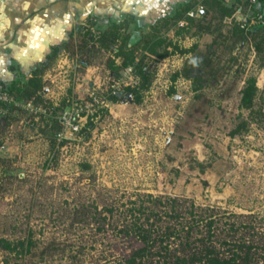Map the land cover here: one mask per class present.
Masks as SVG:
<instances>
[{
  "label": "rangeland",
  "instance_id": "obj_1",
  "mask_svg": "<svg viewBox=\"0 0 264 264\" xmlns=\"http://www.w3.org/2000/svg\"><path fill=\"white\" fill-rule=\"evenodd\" d=\"M170 35L180 50L151 58L155 81L141 104L123 96L124 86L111 100L105 54L79 69V80L74 67L61 66L64 83H46L47 101L57 108L66 101L58 117L71 108L69 96L84 107L93 91L106 99L80 133L58 135L53 148L40 132L42 117L26 110L12 126L0 123V241L34 242L28 255L0 244V264H119L141 245L124 231L148 219L160 235L178 234L156 245L150 264H178L202 240L223 248L225 240L264 234V123L230 136L250 77L264 106V54L256 51L264 36ZM192 57L203 60L194 70L203 78L199 92L189 80H172ZM90 67L96 83L84 78Z\"/></svg>",
  "mask_w": 264,
  "mask_h": 264
},
{
  "label": "trees",
  "instance_id": "obj_2",
  "mask_svg": "<svg viewBox=\"0 0 264 264\" xmlns=\"http://www.w3.org/2000/svg\"><path fill=\"white\" fill-rule=\"evenodd\" d=\"M260 2L264 4V0H259ZM238 3H241V1ZM197 5L196 2L179 5L171 17L157 21L148 33H143L140 28L131 32V23L135 22L133 19L121 21L120 23L114 21L105 31L96 30L95 22L90 21L87 26L78 28L67 43L53 49L47 60L34 68L32 77L29 80L5 85L6 90L16 103L33 102L35 106L48 110L49 116H35L42 117L44 127L40 132L48 140L50 146L54 148L58 141V135L63 130L62 122L57 113L63 110L67 104L65 101L62 103L61 108H57L53 103L47 101L44 77L48 71L54 68L62 53L67 54L73 60L83 61L90 66L94 64V60L99 55L106 54L110 56L106 66L112 74L111 78L114 82L122 78L127 68L133 67L137 76L141 78L140 86L136 88L126 87L123 96L125 98L131 96L135 104H141L144 93L151 89L155 81L156 73L149 62L151 58L167 59L180 50L177 43L167 36L169 31L176 30L175 35L178 38L191 31H194V35L218 32L219 37L224 35L225 38L241 36L242 40H248L249 37L253 36L255 41L257 38L264 36V26L245 30L237 21L227 23L226 20L235 13V6H226L223 0H204L201 3L202 13L200 17H189L188 14L195 10ZM252 11L255 14L264 16L259 5L253 6ZM183 21L185 25L181 26L180 23ZM225 28H228L227 31ZM93 29L98 32V35L93 32ZM216 42L215 40L214 44ZM170 48L173 51H170ZM256 51L258 56L264 54L263 40L257 43ZM182 52L192 53L194 49ZM202 65L203 60L200 58H188L184 68L173 75V82H177L181 78L189 80L193 84V91L199 92L204 88L203 78L194 76V70L201 69ZM174 92L175 90L172 89L170 93ZM108 95L113 102H118V95H113L112 91ZM69 100L71 99H68V103ZM4 110L5 113L0 115V123H5L7 127L19 122L21 120L20 116L27 112L14 104L5 106ZM240 110L239 123L230 132L232 138L248 133L253 123L259 126L264 123V106L260 103V88L255 77H250L245 82ZM243 111L248 112V117L244 116ZM65 143L66 141L63 142V145ZM1 146L2 143H0ZM86 168L89 167L86 166ZM169 200L173 203L177 201L176 199ZM215 223L216 221L211 217L208 221L210 231ZM157 228L155 224H150L148 219L147 222L133 224L125 230L124 232H127V234H133L141 245L133 250L128 257L122 259L119 264H150L156 245H162L165 241L178 235L175 229H169V232L160 235ZM188 233L190 234V231ZM258 237L257 239L254 237L251 239L240 237L239 239L225 240L222 243L223 248L217 247L213 243L209 245L202 240L203 246L197 247L190 255L178 258V264H264V234H258ZM208 238H212V236ZM0 244L4 250L18 255H28L32 252L34 246L31 239L18 242L3 239ZM163 249L168 250V247H163Z\"/></svg>",
  "mask_w": 264,
  "mask_h": 264
},
{
  "label": "crops",
  "instance_id": "obj_3",
  "mask_svg": "<svg viewBox=\"0 0 264 264\" xmlns=\"http://www.w3.org/2000/svg\"><path fill=\"white\" fill-rule=\"evenodd\" d=\"M203 1L0 0V84L5 86L29 80L34 68L45 62L53 49L67 43L78 28L87 26L90 21L95 22L96 30L105 31L114 21L133 19L131 32L140 28L143 33H148L157 21L171 17L179 5L196 2L197 8L193 10L196 11ZM258 5L264 13V4ZM175 31H169L167 36L172 33L176 37ZM72 61L62 53L54 68L46 73L45 83L49 79L64 83L68 71H60V67L73 68ZM84 78L96 83L92 67L87 69ZM50 94L46 84L45 95ZM53 105L57 106L56 103Z\"/></svg>",
  "mask_w": 264,
  "mask_h": 264
},
{
  "label": "built area",
  "instance_id": "obj_4",
  "mask_svg": "<svg viewBox=\"0 0 264 264\" xmlns=\"http://www.w3.org/2000/svg\"><path fill=\"white\" fill-rule=\"evenodd\" d=\"M224 4L226 6H235V13L234 15L227 19V23H232L233 21H237L240 23L241 27L245 30H249L254 27L258 26H264V16L255 14L252 11V7L255 5H258L259 0H223ZM241 1V3H238ZM202 12V8L191 11L188 16L192 18H199L200 13ZM180 25L184 26L185 22H181ZM93 32L97 34L93 29ZM98 35V34H97ZM73 79L79 80L78 70L87 68V63L83 61L73 60ZM141 83V78L137 76L135 73V70L133 67H129L124 71V74L122 78L118 81L114 82V85L111 87L112 94L117 95V91L120 87L124 86L126 87H132L136 88L139 87ZM90 97L92 99V103H89L84 107L82 104H79L75 101V99L69 100V103L71 104V108L66 110L62 116H59L58 118L62 122L63 130L59 134L60 141L67 140L69 137H67L68 133L77 134L80 133L88 123V120L90 118L93 120L95 116V111L93 107L95 104H106V99L99 101L98 93L95 91L90 93ZM110 97V96H109ZM16 105L17 107H20L22 109H25L29 111L30 113L34 115H44L49 116L50 113L46 108L43 107H37L33 104V102H23V103H16L14 98L9 94V92L6 90V87L3 84H0V115L5 113L4 107L8 105Z\"/></svg>",
  "mask_w": 264,
  "mask_h": 264
}]
</instances>
